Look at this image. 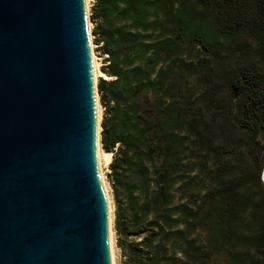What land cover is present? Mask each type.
Instances as JSON below:
<instances>
[{"label":"trees","instance_id":"trees-1","mask_svg":"<svg viewBox=\"0 0 264 264\" xmlns=\"http://www.w3.org/2000/svg\"><path fill=\"white\" fill-rule=\"evenodd\" d=\"M94 1L120 264H264V0Z\"/></svg>","mask_w":264,"mask_h":264},{"label":"water","instance_id":"water-1","mask_svg":"<svg viewBox=\"0 0 264 264\" xmlns=\"http://www.w3.org/2000/svg\"><path fill=\"white\" fill-rule=\"evenodd\" d=\"M87 20L0 0V264H110Z\"/></svg>","mask_w":264,"mask_h":264},{"label":"bare ground","instance_id":"bare-ground-1","mask_svg":"<svg viewBox=\"0 0 264 264\" xmlns=\"http://www.w3.org/2000/svg\"><path fill=\"white\" fill-rule=\"evenodd\" d=\"M90 0H84V7L86 11V16L88 18L89 16V5ZM87 29H88V42H89V48H90V54H91V61H92V74H93V82L94 84L97 82L98 78H103L107 79V77L102 73V71L99 69L100 66V61L98 57L94 54V48L95 45L92 43V39L90 36V22L87 20ZM97 95H96V100H95V112H96V136H97V144H98V136L99 132L101 130L100 128V122H101V117H100V112L97 104ZM96 144V159H97V164L99 168V173L101 177V182H102V187L104 191V196L105 200L107 203V209H108V244H109V256H110V264H114L113 262V254H112V248H113V243H114V232H113V205L110 202L109 194L107 191V188L104 184L103 181V175L101 171V162L103 161L106 165H109L112 161V154L111 153H106L98 148Z\"/></svg>","mask_w":264,"mask_h":264},{"label":"rangeland","instance_id":"rangeland-1","mask_svg":"<svg viewBox=\"0 0 264 264\" xmlns=\"http://www.w3.org/2000/svg\"><path fill=\"white\" fill-rule=\"evenodd\" d=\"M94 3H95L94 0H90V2H89V5H88L89 6L88 7V9H89L88 20L90 22V36H91V39H92V43L95 45L94 54L98 57V59L100 61L99 69L102 71V68L105 65L104 61H103L104 57L100 54L99 45L95 43V38H94V36L92 34V30L94 28V23L90 20V16H91V13H92V7H93ZM102 73H103V71H102ZM101 79H103V78H98L97 82L95 83L96 87H97V84H98L99 80H101ZM107 80H109V78H107ZM231 103L233 104L234 102H231ZM97 104H98L100 117H101V121H102L103 109H102V107L99 104L98 97H97ZM99 134H100V132H99ZM99 139H100V137L98 136V144H97V146H98V148L100 150H102L101 146H100V143H99ZM257 142L260 144L259 147H262L261 151L258 152V155L260 156L261 153L264 151V136L258 137L257 138ZM252 151H253L252 153H256L257 152L254 149ZM108 166L109 165H106L103 161L101 162V171H102V175H103V181H104V184H105V186L107 188V191H108V194H109V198H110V202L113 205L111 188H110L109 181L107 179V174L109 173V167ZM112 207L114 209V205ZM113 221H114V210H113ZM112 254H113V262H114V264H120L121 258H120V255H119V250L116 248V245H115V235H114V243H113V248H112ZM213 264H228V259H227V256L225 255V253H220V254H217L216 256H214L213 257Z\"/></svg>","mask_w":264,"mask_h":264},{"label":"flooded vegetation","instance_id":"flooded-vegetation-1","mask_svg":"<svg viewBox=\"0 0 264 264\" xmlns=\"http://www.w3.org/2000/svg\"><path fill=\"white\" fill-rule=\"evenodd\" d=\"M264 163V162H263ZM263 165V164H262ZM262 168V167H261ZM261 171V170H260ZM259 179H260V175H259ZM261 182V181H260Z\"/></svg>","mask_w":264,"mask_h":264}]
</instances>
